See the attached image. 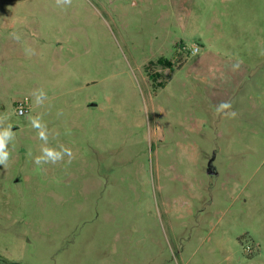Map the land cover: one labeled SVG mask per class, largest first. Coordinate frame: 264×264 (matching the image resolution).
Wrapping results in <instances>:
<instances>
[{
	"label": "rangeland",
	"instance_id": "374dc122",
	"mask_svg": "<svg viewBox=\"0 0 264 264\" xmlns=\"http://www.w3.org/2000/svg\"><path fill=\"white\" fill-rule=\"evenodd\" d=\"M6 130L0 264H264V0H0Z\"/></svg>",
	"mask_w": 264,
	"mask_h": 264
},
{
	"label": "clouds",
	"instance_id": "9594fccd",
	"mask_svg": "<svg viewBox=\"0 0 264 264\" xmlns=\"http://www.w3.org/2000/svg\"><path fill=\"white\" fill-rule=\"evenodd\" d=\"M57 3H65V4H70L71 0H57ZM42 95L43 92H41ZM230 105L227 102H223L221 103L219 106H217L216 111L220 112L223 109L229 108ZM31 119V123L33 125V127L35 128H39L40 127V122L37 118H30ZM8 129H11V125H8ZM14 134L11 131L6 130L4 133L0 134V165H5L7 166V162H8V152L5 151V144L8 138L13 137ZM39 137L40 139L46 140L47 137L44 135L43 132L39 133ZM45 156L44 157H36L35 159V163L36 164H40L42 160H50L52 163H56L58 160L62 159V153L61 152H56L50 148H45L43 149ZM63 153H66L70 158L72 156L71 150L68 148H64L63 147Z\"/></svg>",
	"mask_w": 264,
	"mask_h": 264
},
{
	"label": "built area",
	"instance_id": "2783aa9c",
	"mask_svg": "<svg viewBox=\"0 0 264 264\" xmlns=\"http://www.w3.org/2000/svg\"><path fill=\"white\" fill-rule=\"evenodd\" d=\"M196 51H197V48H194V52H196ZM16 112L20 116H24V115L28 114L29 109H28L27 103L26 102L17 103Z\"/></svg>",
	"mask_w": 264,
	"mask_h": 264
}]
</instances>
